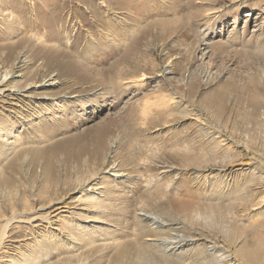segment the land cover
<instances>
[{
	"label": "rangeland",
	"instance_id": "obj_1",
	"mask_svg": "<svg viewBox=\"0 0 264 264\" xmlns=\"http://www.w3.org/2000/svg\"><path fill=\"white\" fill-rule=\"evenodd\" d=\"M0 264H264V0H0Z\"/></svg>",
	"mask_w": 264,
	"mask_h": 264
},
{
	"label": "bare ground",
	"instance_id": "obj_2",
	"mask_svg": "<svg viewBox=\"0 0 264 264\" xmlns=\"http://www.w3.org/2000/svg\"><path fill=\"white\" fill-rule=\"evenodd\" d=\"M104 197H105V196H103V200H104ZM105 205H106V202H105V201H103V202L100 203V206H102V207L105 206ZM81 209H82V208H81ZM83 209H87V208H83ZM103 210L105 211L106 209H103ZM92 217H93V216H92ZM153 222H155V221H153ZM165 245H168V244L165 243Z\"/></svg>",
	"mask_w": 264,
	"mask_h": 264
}]
</instances>
